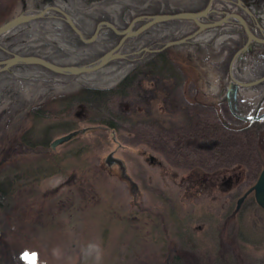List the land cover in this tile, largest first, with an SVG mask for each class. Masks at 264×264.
I'll list each match as a JSON object with an SVG mask.
<instances>
[{
	"label": "rangeland",
	"instance_id": "374dc122",
	"mask_svg": "<svg viewBox=\"0 0 264 264\" xmlns=\"http://www.w3.org/2000/svg\"><path fill=\"white\" fill-rule=\"evenodd\" d=\"M200 1L109 0L104 9L112 18L136 14L151 5H157L162 13H175L197 7ZM23 2L21 7L20 0H0V24L21 8L35 6L31 0ZM74 3L77 11L85 6L80 0ZM257 6L258 11H254L264 21V6ZM227 27L205 29L194 39L168 46L167 55L180 74L176 81L182 83L176 87L177 95L163 103L160 94L150 96L148 113L138 104L128 114L132 120L139 123L149 115L167 131L185 123L186 111L207 112L214 120L206 105L215 104L221 91L215 78L228 73L232 56L228 39L235 36ZM178 30L171 35L172 40L186 32ZM140 53L151 52L132 54ZM114 60L71 81L60 77L46 80L35 70L9 68L12 73L0 74V125L6 124L3 110L9 99L15 101L19 95L21 106L18 104L13 121L30 130L33 139L37 138L33 131L38 129L43 130L39 137L50 142L72 130L92 127L53 151L46 147L37 153L32 149L18 157L22 175L35 181L16 188L10 197L5 196L4 188L0 192V264H264V209L245 202L248 207L231 215L232 193L221 190L222 174L228 167L216 172L217 182L208 171L173 165L156 147L135 141L122 121L118 122L120 127L111 129L98 123L102 118L99 112L84 104L68 110V100L83 84L108 85L124 73L128 64ZM169 80L175 82L174 78ZM198 102H203L204 109ZM215 113L228 119L222 110ZM2 140L0 136V146ZM70 147H74V155L68 157ZM110 151L121 159L136 190L122 180L115 166L106 168L103 159ZM3 167L0 183H4ZM213 181L218 184L214 188ZM89 245H99V261Z\"/></svg>",
	"mask_w": 264,
	"mask_h": 264
},
{
	"label": "trees",
	"instance_id": "16d2710c",
	"mask_svg": "<svg viewBox=\"0 0 264 264\" xmlns=\"http://www.w3.org/2000/svg\"><path fill=\"white\" fill-rule=\"evenodd\" d=\"M20 1L22 7L24 0ZM248 1L255 8H258V4L264 6V0ZM107 2L109 0H104L98 5L99 9L92 10V8L87 12L90 13L88 15L92 19L90 30H92L93 24L96 22L98 13L100 12H102L101 14H105L113 24L117 22L125 24L128 19L135 15V13H132V15L130 12L124 15L117 14L115 16L117 21H114L110 13L104 9ZM206 2L207 0H201L196 5L197 7H194L192 10L202 9ZM213 2H216L217 7L215 9ZM210 8L214 9L209 13L214 20L221 16L218 11L222 10L233 11L243 16L246 15V12L242 8L225 0H213ZM248 8L251 12L254 10L258 11L251 6ZM148 10L153 13L162 12L157 5H151ZM144 11L145 9H142L136 14ZM20 12L34 14L37 12V9L35 6L30 8V10L23 7ZM55 15H58L56 11L47 10L43 17L19 24L1 33L0 60L8 58L12 54H18L21 56H39L59 65H90L101 55L102 51L112 47L118 40L117 35L109 28L102 26L97 39L91 43H82L68 24L63 20L57 19ZM120 16H123L124 19L120 20V18H123ZM53 21H58L59 24H54ZM225 25H228L227 30H230L235 36L233 40L231 38L228 39L230 43L227 46L228 51L233 53L234 50L243 44L246 38L239 25L234 22H226L206 30L220 29ZM250 27L253 28L252 26ZM178 28L182 30L180 32L186 31L180 34V36H184L188 32H191L195 28V25L191 20L183 19L161 22L153 25L149 29V34L125 40L124 48L129 46L130 50H136L141 46L149 44L151 47H159L166 40H172L171 35ZM167 50L166 48L165 50L151 53L129 54L125 58L116 59L117 62L128 64L124 73L108 85L83 84L79 87L77 94L68 100V110L71 109L70 107H78L84 104L93 110H97L102 117L98 118L97 122L103 123L111 129L120 127L121 125L118 122L122 121L124 129L133 135L135 141L144 142L151 147H156L173 165L188 168L200 167L202 170L209 172L238 163L245 165L250 171L254 170L251 176L253 178L256 174L255 169L258 162V156L255 153L257 152L255 132L229 130L217 121L215 116L213 120L212 116L210 117L207 112H202V114L200 113L201 111L198 112L197 110L199 109L195 110L197 113H189L185 123L182 125H173L170 131L159 126L151 117H147L149 115L145 116L139 123L133 121L130 115H128L134 112V106L138 104L142 105L143 109L148 113L149 98L152 95L157 97L160 94L161 97L159 99H161V102H167V98L175 99L177 95L176 87L178 83L180 85L182 83L176 81L180 77V74H178L179 72L171 61V58L168 57ZM72 56H74V59L68 60ZM114 61L112 60L106 65L112 64ZM222 64L225 67V61ZM10 68V70L20 71L35 70L34 72L40 74L46 80L60 77L65 81H71L83 75L56 74L40 65L33 64H16ZM10 70L9 72H11ZM2 73H5V71L0 72V74ZM170 78H174L175 82L171 83ZM143 84L149 88H145ZM124 105L127 106L126 109L123 107Z\"/></svg>",
	"mask_w": 264,
	"mask_h": 264
},
{
	"label": "flooded vegetation",
	"instance_id": "af4514ba",
	"mask_svg": "<svg viewBox=\"0 0 264 264\" xmlns=\"http://www.w3.org/2000/svg\"><path fill=\"white\" fill-rule=\"evenodd\" d=\"M104 0H80L82 4L85 6L81 7L80 11H77L75 7V0H31L32 3H35V7L37 11L41 10L42 8L49 6V5H55L64 10L73 23L76 25V27L80 30L83 37L88 38L92 34L95 25L99 21H108V17L105 14H101L102 12L98 13V18L96 22L93 24L92 30V19H90V16L87 13L94 9H99L98 5L101 4ZM213 1V0H212ZM231 4L237 5V0H225ZM212 3V2H211ZM90 5H92L90 7ZM238 6V5H237ZM240 8L247 7L249 10V2L248 0H241ZM75 9V10H74ZM85 9V11L83 10ZM193 8L185 9L184 11H197L192 10ZM214 9L210 8V11H213ZM244 10V9H243ZM209 11V12H210ZM250 11V10H249ZM208 12V13H209ZM226 12H233V11H218L221 16V18ZM251 12V11H250ZM24 13V12H20ZM58 13V12H57ZM162 13V12H160ZM160 13H153L150 12L148 9L144 12L138 13L133 15L125 24L116 23L113 24L117 30L124 29L135 17L144 16V15H152V14H160ZM173 13V12H172ZM207 13V14H208ZM236 13V12H233ZM202 17L199 19L201 22H211L214 21V18H212L210 15ZM238 14V13H237ZM246 15L243 16L241 14L245 22L247 23L249 30L253 35L256 37L262 38L264 36V21L261 19L260 16L256 14L255 11L251 12L250 15L245 13ZM95 15V14H91ZM44 16V15H43ZM42 16V17H43ZM55 17L59 20L64 19L61 17V15L58 13V15H55ZM73 17V18H72ZM123 17V16H120ZM217 18V19H219ZM123 18H120V20H123ZM216 19V20H217ZM187 20V19H183ZM31 21V20H30ZM114 21H117V18H114ZM148 21V18H140L138 20H135L131 24V29L137 28L142 23ZM29 22V21H28ZM167 22V21H165ZM191 22H193L191 20ZM226 22H234L237 25H239L241 28L242 26L238 24L234 19H229ZM224 22V23H226ZM26 23V22H25ZM158 24V23H157ZM195 25V23L193 22ZM223 24V23H222ZM155 25V24H153ZM152 25V26H153ZM104 25H101L100 28L97 31V34L95 36V39H97L98 33L101 30V27ZM148 27L141 33H139L136 36L128 37L125 40L129 38H137L140 37L143 34H149V29L152 27ZM252 26L253 28H251ZM107 27V26H105ZM260 27V28H259ZM108 28V27H107ZM196 28V25H195ZM110 29V28H109ZM261 29V30H260ZM111 30V29H110ZM112 31V30H111ZM204 31V30H203ZM201 31V32H203ZM243 31V28H242ZM113 32V31H112ZM200 32V33H201ZM114 33V32H113ZM244 33V31H243ZM115 34V33H114ZM245 34V33H244ZM118 36V40L120 38V35L115 34ZM199 35V34H198ZM78 37V36H77ZM94 39V40H95ZM80 40V39H79ZM93 40V41H94ZM117 40V41H118ZM122 42L121 46L118 48L117 52L124 53V54H132L134 51H137L141 47H147L149 49L155 50L159 49L160 47H151V45H144L139 47L136 50H130L129 46H126L124 48V42ZM246 40V38H245ZM245 40L243 44L245 43ZM92 41V42H93ZM167 42V41H166ZM83 43V42H82ZM91 43V42H90ZM117 43V42H116ZM115 43V44H116ZM165 43V42H164ZM114 44V45H115ZM242 44V45H243ZM113 45V46H114ZM240 45L233 53L232 56L229 58L230 64V77L227 73L226 77H217L216 79V88L221 89L216 95L215 98L216 102L215 104H207L206 106L211 110L213 116L216 117L217 121H219L225 128L233 131H240V130H246L255 132L256 134V151L258 156V162L257 165L260 164V169L258 172H256L255 176L253 177V180L250 181V177L254 173L253 171H248L245 165L234 163L230 165L228 168L225 169L226 172H223L222 179L224 180L222 184H224V188L221 189L222 191H225L229 195V197H232L234 199V207L232 210V214L234 215L238 210L244 207H248L245 202H252L254 203L258 208H261L254 199V190L252 188L253 184L256 181V178L260 171L264 168V43H255L251 42L250 47L246 49L244 52H240L236 54L237 50L242 46ZM112 46V47H113ZM112 47L108 48L105 51H102L101 54L108 51ZM166 49V48H165ZM151 52H157V51H151ZM98 58V57H97ZM96 58V59H97ZM94 62V61H93ZM260 79V80H259ZM258 80V81H256ZM254 82L251 84V82ZM221 84H224L221 87ZM243 84H249V85H243ZM228 91V93H227ZM19 95L16 96L15 101H12V99H9L8 104L6 108L3 110L7 115L6 124L0 125V133H2L3 140L2 144L0 146V167L4 166L3 168V174H4V183H0V192L2 191V188H4V194L6 197H10L11 193L16 190V188H21L22 186H27L28 184H33L35 179L27 176H23V170L20 169L19 165L22 167L21 163L17 166V159L21 155L30 152V150L34 149L36 152H40V148H46L48 151H53L55 148L60 145L64 144H70L69 139L63 143L57 144L54 148L50 147V143L53 139L59 137L53 138L50 142L45 140L44 137H39V133L43 132V130L33 131V135L37 137L36 139H33L32 134H30V130L24 129L22 124H14L13 117L15 115V112H17L18 104L20 105L21 100L17 98ZM199 105L202 107L201 109H204L205 106L203 102H198ZM21 106V105H20ZM207 108V110H208ZM222 110V113L228 114V119L220 118L219 115L215 113V111ZM188 113H191L190 111H186ZM39 115V114H36ZM40 116V115H39ZM230 117V118H229ZM31 135V137H30ZM49 135L46 134V138ZM64 135V134H62ZM61 136V135H60ZM140 142V141H138ZM142 144H145L144 142H140ZM152 148V147H151ZM42 151V150H41ZM60 153H64V151H61ZM66 155L68 157L70 155H74V147H70V150L67 151ZM60 156V154H59ZM107 156L109 157V163L105 161V158ZM60 158H63L60 156ZM121 160L118 157L114 156V152L110 151L106 154V156L103 159V163L106 166V168L116 167V170H118L119 175L121 176L122 180L129 182V185L131 187H134L135 190L137 189V186L132 182V180L127 176V174L124 171V174H121V167L119 164L116 163L115 160ZM150 162H152L154 159L150 157ZM122 166L124 165L121 161ZM157 166H160L159 163H156ZM238 167H237V166ZM262 165V166H261ZM258 166H256L258 168ZM124 168V166H123ZM18 170L20 172L18 173ZM125 170V168H124ZM22 171V173H21ZM219 169H215L212 171H209L208 174L211 175V178L213 180L219 181V174H216ZM115 175V173H114ZM221 177V176H220ZM65 181V180H63ZM138 181V180H137ZM217 182H212L211 185L214 188V186L218 185ZM63 184V183H61ZM59 184V186L61 185ZM190 188V187H189ZM54 191L57 189L54 188ZM210 190V189H209ZM212 190V189H211ZM213 191V190H212ZM211 196L213 197V193H211ZM243 196L242 201L240 202L238 208L236 209V203L237 200ZM263 209V208H262ZM1 231V230H0ZM1 233V232H0Z\"/></svg>",
	"mask_w": 264,
	"mask_h": 264
},
{
	"label": "water",
	"instance_id": "95a60500",
	"mask_svg": "<svg viewBox=\"0 0 264 264\" xmlns=\"http://www.w3.org/2000/svg\"><path fill=\"white\" fill-rule=\"evenodd\" d=\"M211 2H212V0H207L205 6L201 10H198V11H179V12H175V13H160V14H152V15H144V16L135 17L122 30H117L115 28V26L108 21H99L95 25L92 34L88 38H85L82 36L80 30L73 23V21L71 20L69 15L64 10L59 8L58 6L49 5V6L42 8L41 10L35 12L34 14L18 13L17 15L11 17L10 19H8V20H6L0 24V34L11 29L12 27H14L18 24L25 23V22H28L30 20H34L37 18H41L47 10H54L61 15V17L68 24V26L71 28V30L78 36L80 41L83 43L92 42L95 39L97 31L101 25H104V26H107L108 28H110L115 34L120 35V38L117 41V43L111 49H109L108 51L101 54L90 65H87V64L59 65V64L50 62L46 59H43L39 56H35V55L21 56L18 54H12L10 57L5 58L3 60H0V71H9V68L13 65H16V64H33V65H40V66L46 68L47 70H49L53 73H56V74L78 75V74H82V73L95 72V71L101 69L103 66H105L108 62H110L114 59H118V58H125L127 56V54L117 52L118 48L121 46L122 42L126 38L138 35L139 33L144 31L148 27L152 26L153 24H157V23H161V22H165V21H170V20H175V19L192 20L196 25V29L194 31H192L190 34L185 35L179 39L165 42L159 49L152 50V49H149L147 47H141L140 49H138L137 51H134L133 53H138L139 51H149V52L160 51L162 49L167 48L168 46L181 44L183 42H186V41L192 39L194 36L198 35L201 31L208 29V28L216 27V26L228 21L229 19H234L238 24H240L242 26L243 31H244L245 36H246L245 43L237 50L236 54H238L240 52H244L246 49H248L250 47L251 42L264 43V36L262 38H259V37H256L255 35H253L251 33V31L249 30V27H248L247 23L245 22V20L243 19V17L237 13L226 12L221 18L214 20V21H211V22L199 21L200 18L206 16V14L210 11ZM240 4H241V0H237V5L240 6ZM243 9L248 15L251 14V12L247 9V7H244ZM144 17L148 18V21L142 23L141 25H139L135 29H131L132 22H134L135 20H138L140 18H144ZM229 68H230V64H229ZM228 75L230 77H232L231 73H230V69H228ZM256 81H258V80H256ZM256 81L251 82V84H253ZM243 85H249V84H243ZM227 93H228V91H227ZM91 128L92 127H84L81 129H76V130H72L70 132H67L64 135H61V136L53 139L50 143V147L54 148L57 144L63 143L65 141L75 137L79 133H84ZM109 157L110 156H107L105 158V161L107 163H109ZM115 161L121 167V174H124V168L121 164V160L117 159ZM252 188L254 190L255 202L261 208L264 209V168L258 174L256 181L253 184ZM242 199H243V196L237 200L236 209L238 208Z\"/></svg>",
	"mask_w": 264,
	"mask_h": 264
},
{
	"label": "clouds",
	"instance_id": "9594fccd",
	"mask_svg": "<svg viewBox=\"0 0 264 264\" xmlns=\"http://www.w3.org/2000/svg\"><path fill=\"white\" fill-rule=\"evenodd\" d=\"M89 249H94L96 252V260L99 261L101 259V250L99 245H89Z\"/></svg>",
	"mask_w": 264,
	"mask_h": 264
},
{
	"label": "bare ground",
	"instance_id": "6f19581e",
	"mask_svg": "<svg viewBox=\"0 0 264 264\" xmlns=\"http://www.w3.org/2000/svg\"><path fill=\"white\" fill-rule=\"evenodd\" d=\"M21 24H22V23H21ZM18 25H19V24H18ZM16 26H17V25H16ZM14 27H15V26H14ZM12 28H13V27H12ZM221 72H222V70H221ZM221 72H220V73H221ZM221 75H223V74L221 73ZM209 121H211V120H209ZM209 121H208V122H209ZM212 122H213V121H212ZM209 123H210V122H209ZM235 133H236V132H235ZM240 133H241V132H240ZM78 135H79V134H78ZM255 153H257V152H255ZM252 156H253V155H252ZM256 156H257V155H256ZM256 156H255V157H256ZM251 158H252V157H251ZM257 158H258V157H257ZM254 164H256V163H254ZM236 166H237V165H236ZM256 166H258V165L256 164ZM259 166H260V164H259ZM261 166H262V165H261ZM237 167H238V166H237ZM257 169H258V168H257ZM259 169H260V168H259ZM248 171H249V170H248ZM253 172H254V171H253ZM255 172H256V171H255ZM249 173H250V171H249ZM252 174H253V173H252Z\"/></svg>",
	"mask_w": 264,
	"mask_h": 264
}]
</instances>
